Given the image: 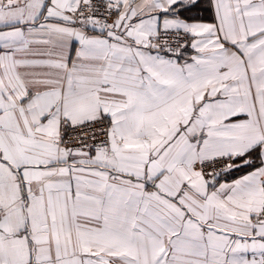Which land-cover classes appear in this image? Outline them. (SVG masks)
<instances>
[{
  "label": "snow or ice",
  "instance_id": "1",
  "mask_svg": "<svg viewBox=\"0 0 264 264\" xmlns=\"http://www.w3.org/2000/svg\"><path fill=\"white\" fill-rule=\"evenodd\" d=\"M0 264H264V0H0Z\"/></svg>",
  "mask_w": 264,
  "mask_h": 264
}]
</instances>
